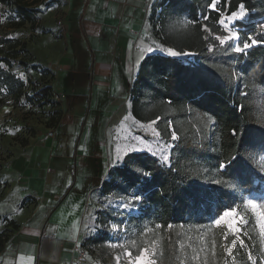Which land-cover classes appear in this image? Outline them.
Listing matches in <instances>:
<instances>
[{
  "label": "trees",
  "instance_id": "1",
  "mask_svg": "<svg viewBox=\"0 0 264 264\" xmlns=\"http://www.w3.org/2000/svg\"><path fill=\"white\" fill-rule=\"evenodd\" d=\"M240 4L247 11L246 21L236 25L241 39L254 36L258 41L245 53L232 51V42L220 45L211 35L222 32L219 17L236 12ZM18 13L33 20L25 7ZM150 20L156 37L177 51L196 55L192 61L165 53L146 56L131 89L132 114L141 122L155 120L164 140H171L173 129L180 139L171 148L169 165L139 151L127 153L109 169L101 185L103 194L124 201L138 194L142 199L134 202L138 213L100 210L102 229L90 239L104 244L113 223L121 229L117 233L138 245L141 239L157 240L162 255L155 258L164 263L232 264V257L219 247L222 228L213 220L227 207L242 206L247 195L264 190V35L257 30L264 22V0H218L216 9L209 7V0H156ZM204 25L211 32H205ZM1 61L11 66L10 58L0 56ZM13 78L0 66V87L13 92ZM19 82L22 87L23 81ZM17 90L20 96L22 90ZM232 157L236 159L229 164ZM221 163L227 167L221 168ZM246 216L248 235L241 236L247 248L238 242L233 256L236 264H251L246 258L251 250L257 264H264L256 218ZM146 228L152 232L141 238ZM232 238L229 234V241ZM129 250L136 255V247L129 244Z\"/></svg>",
  "mask_w": 264,
  "mask_h": 264
},
{
  "label": "crops",
  "instance_id": "2",
  "mask_svg": "<svg viewBox=\"0 0 264 264\" xmlns=\"http://www.w3.org/2000/svg\"><path fill=\"white\" fill-rule=\"evenodd\" d=\"M56 1L67 33L51 68L56 137L45 140V129L28 137L10 161L13 182L0 176V226L18 224L6 226L0 264H94L79 257L90 197L115 163L125 118L134 117L140 64L159 51H142L160 41L145 0Z\"/></svg>",
  "mask_w": 264,
  "mask_h": 264
},
{
  "label": "rangeland",
  "instance_id": "3",
  "mask_svg": "<svg viewBox=\"0 0 264 264\" xmlns=\"http://www.w3.org/2000/svg\"><path fill=\"white\" fill-rule=\"evenodd\" d=\"M19 7H25L31 11L34 15L33 20H24L18 13ZM64 9V5L56 0L0 1V56L8 57L11 61L10 67L2 61L0 66L6 67L14 75L13 92H9L4 86L0 87V176L6 175L8 182H13V166L10 165V161L20 145L24 144L31 135L37 134L40 129L48 131L49 128H53L57 121L59 111L57 100L53 95L55 75L51 68L57 61L55 51L63 50L61 41H64L67 36L63 21ZM230 16L231 14L226 15V20L233 30H236V25L244 23L247 19L246 14L244 19L233 18L229 21L228 17ZM157 38L160 41H155L157 42L156 48H173L164 43L161 38ZM184 52L191 53V55L181 56V58L190 61L195 58V52L189 50ZM158 53L164 52L158 51ZM21 73H23V77H21ZM19 80L23 81L22 87ZM20 88L22 94L17 96V89ZM136 120L134 117L125 119L124 133L121 135L122 137L117 136L116 138L121 156L119 163L125 157L123 150L131 144H136L138 148L143 149L140 151L150 152L145 145L139 142V139H133L142 138L151 146L150 153L155 152L163 164L169 165L170 151L175 140L167 141L161 137L159 139L153 137L150 129L141 126L148 125L150 122ZM117 150L115 151L114 165L119 164L116 162ZM161 151L166 152L169 156L167 162L161 159ZM0 182L4 185L7 184L4 179ZM3 190L4 188L1 191ZM246 199H253L260 205L255 211L251 208L246 210V213L251 214L257 221L258 214L264 212V190L253 192L247 195L244 200ZM122 202L125 201L103 194L101 187L96 189L90 197L89 209L83 226L82 242L84 244L82 243V247L94 264H117L115 260L117 255L121 257L120 264H128L129 259L134 260L135 258L134 255L131 258L125 256L123 248L109 247L110 244L122 243L129 248V244L125 243L128 238L123 233L112 230L113 223L107 228L110 231V238L104 244H95L90 239L102 229L98 222L100 210L114 209L138 213L136 205L131 210L118 208ZM226 219L230 220L231 218ZM5 222L4 220L1 223L5 225ZM8 225L10 224H6L4 227L0 226V252L7 231H9L6 227ZM256 225L260 232L257 222ZM155 247L157 248V246ZM155 259L157 264H167Z\"/></svg>",
  "mask_w": 264,
  "mask_h": 264
},
{
  "label": "snow or ice",
  "instance_id": "4",
  "mask_svg": "<svg viewBox=\"0 0 264 264\" xmlns=\"http://www.w3.org/2000/svg\"><path fill=\"white\" fill-rule=\"evenodd\" d=\"M218 0H209V7L212 9H216ZM246 11L244 9V5H239V11L233 12L230 17H228V20L231 21L233 18H240L244 19L246 17ZM204 19H208V17H205ZM187 23L195 24L196 21H190ZM187 23L185 26H187ZM219 24L224 26L225 31L227 32V35H216L214 38L216 41H219L220 45H224L228 41H232L233 45L231 46L232 51L237 53H245L246 50L250 49L253 45L257 44L258 41L253 36H246L245 38L241 39L240 33L238 31H235L228 27L227 24H225V20L222 18L218 21ZM205 32H211V30L207 27V25L203 26ZM207 38V37H206ZM210 49L212 46H209ZM162 51L165 54L172 56V57H181V56H188L191 55V53L184 52V51H177L173 48H153L151 46L147 47L146 49H142V51H147L149 53L153 51ZM21 77H23V73H21ZM247 87V85H246ZM255 87V85H253ZM246 95V93H245ZM243 107V106H241ZM127 119V117L125 118ZM211 119V117H209ZM156 124V121H151L148 125H141L142 127H146L151 130V134L153 137L159 139L161 137V133L159 130H157L153 125ZM235 134V133H234ZM170 138L172 140H179L180 137L177 135V132L173 129L171 131ZM133 139H139V142L147 148L148 151H152V148L150 145H148L147 141H144L142 138H133ZM166 147V145H165ZM143 150L141 148H138L136 144H131L130 146H127L123 151L126 155L129 152H135ZM153 155H156L155 152H153ZM161 159L165 162L169 160V156L166 154V152L161 151L160 152ZM235 157H232L231 160L228 161L230 164L232 160H235ZM121 156H120V149L117 150V159L116 162H120ZM221 168L227 167V164L221 163ZM143 175L147 176L150 175V173H142ZM221 181L217 180L215 183H220ZM142 197L138 194H132L127 198L125 202H122L118 205V208H124L129 209L134 206V202H138L141 200ZM260 205L257 204V202L253 199H246L242 201V206L233 205L230 207L225 208L219 215L216 217L213 221L214 225L217 227L222 228V243L219 245V247L222 249L223 253L226 254L227 257H232V264H236L235 257L233 256V250L237 248V243L239 242L240 248H247V245L245 244L244 239L241 238V234L244 236H247L248 233L244 229L249 224V220L246 219V210L248 208H251L253 211H255ZM226 218H231L226 219ZM257 224L259 226L260 232L259 235L261 237V244L264 245V212H260L258 214V220ZM155 227L159 228L161 225H156ZM169 228L172 227V225H168ZM113 231H120V227L118 225L113 224L111 226ZM152 232V228H146L140 233V237H146L148 233ZM229 234L233 237L229 241ZM125 243L132 245L133 247L137 248V252L135 255L134 260L129 259L128 264H157V260L154 258L158 254L162 255V250L157 249L155 246L157 243H159L157 240L148 241L145 239H141L139 245L137 244V240L133 239L130 241H126ZM109 247L111 248H123L124 255L131 258L133 256V252L129 250V248L125 247L122 243H115L110 244ZM179 247L183 249L184 245L182 243L179 244ZM216 247L217 242L213 238L211 240V250L212 255H216ZM261 256H264V248H261L260 252ZM246 258L247 261H250L251 264H257L256 258L253 256L251 250H248L246 252ZM23 259V257L21 258ZM121 257L117 255L115 257V260L117 264H120ZM225 264H227V261H225Z\"/></svg>",
  "mask_w": 264,
  "mask_h": 264
},
{
  "label": "built area",
  "instance_id": "5",
  "mask_svg": "<svg viewBox=\"0 0 264 264\" xmlns=\"http://www.w3.org/2000/svg\"><path fill=\"white\" fill-rule=\"evenodd\" d=\"M89 0H85V3L87 4ZM155 1L156 0H145V4L144 6L142 7V11L144 12V14L146 16H149L151 14V11H152V8L155 4ZM224 19L225 20V24L228 25L227 23V20H226V12H224L220 17H219V20L220 19ZM220 27L222 29V32H213L211 33V35L213 36V38L216 36V35H227V32L225 31L224 29V26H222L220 24ZM229 28H231V26L228 25ZM257 30L259 33L263 34L264 35V22H262L261 24H258L257 25ZM235 31H238L240 33V30L238 27H236V30ZM240 36H241V33H240ZM215 39V38H214ZM228 42H232V41H228ZM233 43V42H232ZM56 137V130L53 129V128H50L48 130V132L44 135V139L47 140V139H50V138H54ZM79 257L81 259H84L86 257V253L83 251L81 253H79Z\"/></svg>",
  "mask_w": 264,
  "mask_h": 264
}]
</instances>
